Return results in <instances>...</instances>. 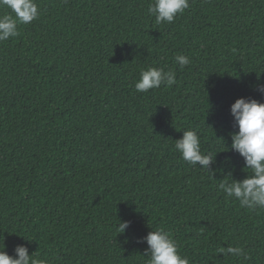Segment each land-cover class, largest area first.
Listing matches in <instances>:
<instances>
[{
    "label": "trees",
    "instance_id": "16d2710c",
    "mask_svg": "<svg viewBox=\"0 0 264 264\" xmlns=\"http://www.w3.org/2000/svg\"><path fill=\"white\" fill-rule=\"evenodd\" d=\"M36 2L39 18L0 42V247L55 264H145L143 238L161 227L191 264H240L216 252L228 245L264 264V210L217 187L248 175L230 149V106L264 102V0H189L171 24L156 23L152 0ZM148 67L176 83L136 91ZM186 129L218 152L210 171L174 149Z\"/></svg>",
    "mask_w": 264,
    "mask_h": 264
},
{
    "label": "clouds",
    "instance_id": "9594fccd",
    "mask_svg": "<svg viewBox=\"0 0 264 264\" xmlns=\"http://www.w3.org/2000/svg\"><path fill=\"white\" fill-rule=\"evenodd\" d=\"M190 7L189 0H152L148 12L155 17L157 24L173 23L178 14ZM0 8L9 9L10 13L0 15V42L17 36L19 24H30L39 18V5L36 0H0ZM176 62L181 66L190 63L189 57L178 55ZM176 83V73L160 67L141 69L140 78L135 82L138 92L147 93L162 84L171 87ZM256 90L264 94V83L257 82ZM238 131L230 133V149L239 153L244 160V170L248 173L243 179H235L229 172L218 184V189L227 198L239 201V206L249 211L264 210V102L255 98L239 97L230 106ZM174 149L181 154L184 161L210 171L218 152L202 150L201 139L195 129L183 130L181 138L175 140ZM128 222L117 225L119 233L125 231ZM145 264H191L187 255L179 251L177 241L169 231L161 227L151 228L146 237ZM0 247V264H55L54 258H39L29 254L26 245H18L16 255H10ZM223 257H232L243 264L248 253L243 247L228 245L216 249Z\"/></svg>",
    "mask_w": 264,
    "mask_h": 264
}]
</instances>
